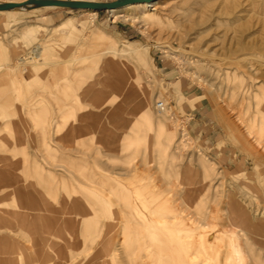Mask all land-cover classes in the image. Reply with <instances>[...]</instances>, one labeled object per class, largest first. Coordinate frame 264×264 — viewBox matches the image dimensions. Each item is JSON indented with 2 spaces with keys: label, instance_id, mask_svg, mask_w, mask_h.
Segmentation results:
<instances>
[{
  "label": "rangeland",
  "instance_id": "obj_1",
  "mask_svg": "<svg viewBox=\"0 0 264 264\" xmlns=\"http://www.w3.org/2000/svg\"><path fill=\"white\" fill-rule=\"evenodd\" d=\"M21 1L0 0V264H127L153 229L148 195L218 201L259 224L264 159L225 120L245 130L235 116L250 107V126L264 125V0H159L156 23L141 7L13 9ZM129 183L146 187L144 199ZM242 228L264 264L260 231Z\"/></svg>",
  "mask_w": 264,
  "mask_h": 264
},
{
  "label": "bare ground",
  "instance_id": "obj_2",
  "mask_svg": "<svg viewBox=\"0 0 264 264\" xmlns=\"http://www.w3.org/2000/svg\"><path fill=\"white\" fill-rule=\"evenodd\" d=\"M26 1H28V3H26ZM29 1L30 0L21 1L19 3L21 4V6L18 5L13 9H22V8H31V7L34 8L37 6L47 7V8L60 7L55 5H48V6L41 5L39 3L32 2L33 0H31L30 2ZM48 1L60 2L57 0H48ZM158 1L159 0H140L139 2H132L121 7H108V11H110L111 13H115L116 11L115 9L118 8L141 7L142 15L140 19L147 23H156L159 19L158 12L160 10L158 6L159 4ZM74 2H78V1H74ZM80 3H88V2H80ZM113 3L115 2L108 4H113ZM97 4H105V3H97ZM67 21L70 20L68 19L66 20V22ZM139 47L140 46H137L135 48L136 51L132 56L133 58L142 56L140 52L141 48ZM130 48L121 50L120 52L123 54L126 53V55L130 54L129 52L133 50ZM105 52H106L105 50L100 51L101 54H104ZM113 52L119 53V51L117 50ZM21 65L22 64L19 62H15L12 63L10 67L21 66ZM124 72H125L124 69L123 70L120 69V77L117 79L118 83H120L119 88L123 86L124 88H126V86L131 83L129 80L130 79L129 74H127L128 75L127 78ZM230 96H232V98L229 100L230 103L234 104L237 101H239L238 94H231ZM135 102H136V106L140 110L146 109V107H148L150 104V97L145 91H142L141 96ZM249 108L250 107H242V106L239 107L240 112H238L235 116L236 120L241 119V123L244 125L245 130H241V128L237 125V123L233 120L232 117L228 118L229 121L225 120V123L228 129L233 131V135L234 137L237 138V141L240 145H242L246 150H248L250 154L255 156L257 155V157L264 159V138L257 136L259 134L261 136L262 135L264 136V125H262V123H259L260 126L258 127L250 126V124H254V122L252 121L253 118H251V122L249 121L250 119ZM105 110L106 109L99 110V114H93L91 110L88 111L87 114L88 116H90L89 117L90 119L96 118V120H100V119H104V117L107 115V112H105ZM262 115L264 118V111ZM138 116H140L141 119L143 117L149 118L146 112L142 113L141 115L138 113ZM156 130H157V136L159 138L160 137L165 138L167 144L164 146L165 147L171 146L170 140L172 138L170 135H172V133L169 132L164 125H160L159 123H157ZM89 148L92 147L89 146ZM129 173L131 172L129 171L128 174ZM129 185L132 188L131 190L135 193V196L144 199V194L141 193V190L147 191L146 187H140L138 185L135 186L132 183H129ZM125 189L123 188V190ZM171 189L169 188V191H171L172 193V191L174 190ZM148 197L150 199L149 202L145 200L142 201V203L144 204L143 209H145L143 215L146 216V219L144 220H149L151 227L155 229L150 230V232L148 231L150 234L142 233L139 234L138 237L139 239L137 238L134 239L136 241V247H132V249L127 251L129 252V255L131 254V257L127 259L128 262L127 264H262L263 263L261 262V258L254 254V252H257L253 248V246H255L256 244V243L253 244V242L255 241H251V237L248 236L245 231L246 229L242 228L243 222H245L249 225L251 229L250 235H252V233H256L260 231V235L264 239L263 217L258 218L259 224L257 225L254 224L251 217L250 218L248 217L249 219L247 218L246 215L247 212L243 214L239 211H236L235 214L232 210L230 211H228L227 209L220 210L217 207L219 205L218 201H213L211 204L200 203L197 201H189L187 199L188 197H185L183 195L181 196L176 192H173L170 198L165 201H158L159 198H151L149 195ZM133 201L135 203V200ZM228 203L229 205L231 204V202ZM134 206L136 205L134 204ZM237 213H239V215ZM141 215L142 214L140 213V216ZM147 216L149 219L147 218ZM133 228H131L130 226V229L133 230ZM261 247L263 248L264 245L261 244ZM260 252H262V250Z\"/></svg>",
  "mask_w": 264,
  "mask_h": 264
},
{
  "label": "water",
  "instance_id": "obj_3",
  "mask_svg": "<svg viewBox=\"0 0 264 264\" xmlns=\"http://www.w3.org/2000/svg\"><path fill=\"white\" fill-rule=\"evenodd\" d=\"M140 0H119L116 1L113 4H97V3H80V2H74V1H66V2H51L48 0H33L32 2L39 3L41 5H55L65 8H71L75 10H101L105 9L108 10V7H121L126 4L132 3V2H139ZM5 8H12V4L7 3L4 5ZM17 7V6H16Z\"/></svg>",
  "mask_w": 264,
  "mask_h": 264
},
{
  "label": "built area",
  "instance_id": "obj_4",
  "mask_svg": "<svg viewBox=\"0 0 264 264\" xmlns=\"http://www.w3.org/2000/svg\"><path fill=\"white\" fill-rule=\"evenodd\" d=\"M164 108H165V105H164L163 102H158V103L156 104V109H157V110L162 111V110H164Z\"/></svg>",
  "mask_w": 264,
  "mask_h": 264
}]
</instances>
